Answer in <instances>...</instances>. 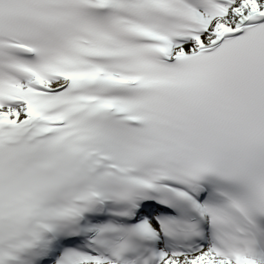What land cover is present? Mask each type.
I'll return each instance as SVG.
<instances>
[{
    "label": "snow or ice",
    "instance_id": "1",
    "mask_svg": "<svg viewBox=\"0 0 264 264\" xmlns=\"http://www.w3.org/2000/svg\"><path fill=\"white\" fill-rule=\"evenodd\" d=\"M0 264H264V0H0Z\"/></svg>",
    "mask_w": 264,
    "mask_h": 264
}]
</instances>
